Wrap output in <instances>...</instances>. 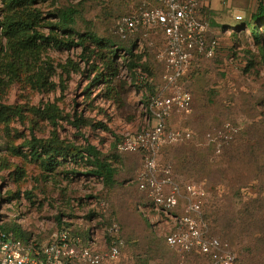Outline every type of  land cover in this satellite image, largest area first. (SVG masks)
Segmentation results:
<instances>
[{
	"label": "rangeland",
	"instance_id": "obj_1",
	"mask_svg": "<svg viewBox=\"0 0 264 264\" xmlns=\"http://www.w3.org/2000/svg\"><path fill=\"white\" fill-rule=\"evenodd\" d=\"M260 2L264 0H210L200 10L201 19L209 26L207 37L219 40V50L213 59L189 65L181 86L191 96L190 110L187 114L174 111L167 121L168 129L188 131L192 140L167 146L158 157L159 168L170 166L179 184H194L204 193L198 219L208 237L228 245L234 264L247 256L248 241L229 242L218 232L222 226L215 223L210 207L225 199L223 206L230 215L259 195L264 213V26L257 31L261 34L259 44L252 28H232L240 23L236 16L250 23ZM64 7L78 11V32H91L104 39L113 38L119 18L137 9L133 0H47L39 9L49 12ZM138 39L136 53H143L147 64L146 72L138 71L139 78H151V90L131 83L122 70L118 80L126 85L120 89L115 82L112 96L103 85L89 87L96 74L79 62L78 50H43L40 63L55 68V76L49 79L55 85L53 91L31 90L0 73V105L21 111L19 117L0 119V219L5 225H17L43 245L62 229L81 234L92 228V233L102 238L105 223L116 220L125 246L114 264H141L144 260L147 264H206V258L196 251L183 253L165 245L172 222L156 215L151 220L154 228L146 226L140 216L144 197L136 186L144 170L143 160L137 153L118 148L121 140L146 127L139 103L154 97L162 87L163 64L158 56L164 51V37L159 31H150ZM68 61L80 66L78 74L61 73L58 67ZM121 63L117 65L121 67ZM47 104H55L64 116L77 113L94 124L102 123L108 131L91 127L77 131L66 122H58L59 127L53 129L36 112ZM226 126L239 132L230 140L220 141V147L206 141L209 134H228ZM53 130L68 143L88 142L105 156H118L115 185L107 188L90 176L84 162H60L53 170L33 162L27 143L32 137L47 139ZM185 206L184 196L178 217L183 216ZM260 250L258 263L264 264V246Z\"/></svg>",
	"mask_w": 264,
	"mask_h": 264
},
{
	"label": "trees",
	"instance_id": "obj_2",
	"mask_svg": "<svg viewBox=\"0 0 264 264\" xmlns=\"http://www.w3.org/2000/svg\"><path fill=\"white\" fill-rule=\"evenodd\" d=\"M133 1L137 9L127 15L130 17L137 15L143 9H153L158 6L154 0ZM46 2L47 0H0V61L2 63L0 65V73H6L9 81L22 83L31 90L53 91L55 85L49 79L55 76V68L52 65L46 66L40 63L43 50L51 47L66 52L72 50L80 51L79 62L88 66L90 72L96 74L89 87L103 85L107 90L108 96H112L114 89L117 87L124 89L126 83L124 81L121 83L118 80L121 70L134 85L139 84L150 89L149 86L152 83L149 84L139 78L141 72L147 71V67H145L147 64L144 62L145 55L136 53L139 46V39L137 41V38L144 37L142 32L123 41L116 36H113L112 39H104L91 32L81 33L76 30L78 11L75 8H54L49 12H41L39 7ZM238 22H240L238 23L239 25L232 27L233 30H240L244 27L247 31H250V28H252L251 34H253L256 43L259 44L261 34L259 35L257 31L264 26V3H259L256 12L251 16L250 23ZM126 44H128L127 47L124 46ZM118 61L122 62L121 67L117 65ZM58 68L61 73L67 75L71 72L76 74L80 72V66L70 61ZM138 71L141 72L138 73ZM115 82H119V85L117 86ZM86 91L87 95H89L88 88ZM116 94L118 95L119 93ZM148 101V98L144 99L145 103ZM36 112L53 129L59 127L58 122H66L77 131L85 127L108 131L106 125L102 123L94 124L77 113L71 117L68 115L64 116L55 104L39 106ZM19 116H21V111L18 109L0 105V119H6L7 121ZM27 146L32 161L44 164L47 170H53L61 163L77 164V162H84L90 168L89 175L100 179L105 187H113L116 183L117 169L115 164L119 157L116 155L105 156L97 147L88 142L84 145L68 143L62 140L59 134L53 130L47 139L32 137ZM131 153L139 154L142 160L144 158V154L140 151ZM136 186L144 197L140 207V216L146 226L153 229L155 224L151 223V220L157 214L153 212L146 192L139 189V176ZM224 200L220 204L217 201L210 207L215 223L222 226L218 232L229 238V242L236 240L242 243L244 239L248 241L247 256H242L240 264H259L260 249L264 246V213H261L262 200L259 195H256L255 198L246 202L241 208L232 211L230 215L229 210L224 209ZM262 215L263 217H261ZM58 223L62 224L59 219ZM113 224H116L119 229L118 236L123 242L122 250L125 243L120 235L118 223L116 220H109L108 223H105L107 228ZM0 229L12 232L13 237L23 245H26L31 240L17 225H5L1 219ZM248 230L251 232L245 235ZM61 231H68L72 236L80 237L83 244H86L90 240L93 229L89 228L81 234L72 233L67 229H62ZM164 243L167 246L165 238ZM167 247L170 248L169 246ZM202 257H205L208 262L206 256L202 255ZM141 264H147V262L144 260L141 261Z\"/></svg>",
	"mask_w": 264,
	"mask_h": 264
},
{
	"label": "built area",
	"instance_id": "obj_3",
	"mask_svg": "<svg viewBox=\"0 0 264 264\" xmlns=\"http://www.w3.org/2000/svg\"><path fill=\"white\" fill-rule=\"evenodd\" d=\"M157 8L143 9L135 16H124L114 24L113 35L126 40L139 32L159 31L164 37V51L158 56L163 64L162 87L147 103H139L146 127L130 138L120 141L121 152L140 151L144 154V170L139 175V189L146 192L153 212L172 222L165 235L167 246L176 251L197 253L208 258L207 264H234L235 257L228 245L204 232L200 219V200L204 193L191 183L179 184L171 167L159 168L162 148L192 140L188 131L168 129L167 121L174 111L188 113L191 96L181 86L189 65L198 60H210L216 55L219 40L208 38V24L201 19L200 10L210 0H154ZM242 21L241 16L235 17ZM141 80L151 84L152 79ZM228 134L207 135L206 141L220 147V141L230 140L239 132L226 126ZM185 196L184 214L177 216L180 201ZM194 215V216H193ZM116 224L105 228L102 238L96 233L83 244L80 237L60 231L46 245L29 240L26 245L12 232L0 229V264H114L120 258L123 242Z\"/></svg>",
	"mask_w": 264,
	"mask_h": 264
}]
</instances>
